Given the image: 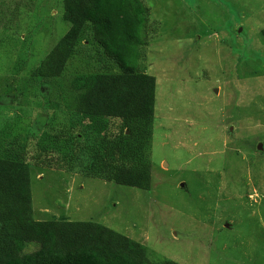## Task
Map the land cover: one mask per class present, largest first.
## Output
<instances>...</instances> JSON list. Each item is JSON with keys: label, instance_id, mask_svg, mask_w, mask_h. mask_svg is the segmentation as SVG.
Instances as JSON below:
<instances>
[{"label": "rangeland", "instance_id": "374dc122", "mask_svg": "<svg viewBox=\"0 0 264 264\" xmlns=\"http://www.w3.org/2000/svg\"><path fill=\"white\" fill-rule=\"evenodd\" d=\"M138 1L134 71L156 84L150 190L60 161L74 81L125 71L87 26L60 78H31L70 28L63 0H0V158L30 164L35 220L98 223L178 264H264V0Z\"/></svg>", "mask_w": 264, "mask_h": 264}, {"label": "trees", "instance_id": "16d2710c", "mask_svg": "<svg viewBox=\"0 0 264 264\" xmlns=\"http://www.w3.org/2000/svg\"><path fill=\"white\" fill-rule=\"evenodd\" d=\"M146 14L138 0H63L62 19L70 28L31 78H60L87 26L125 70L82 76L74 81L71 103L63 99L69 130L58 138L66 140V153L59 156L66 173L78 168L88 179L150 190L156 84L134 71ZM80 127L89 133L80 134ZM20 154L10 150L0 158V264H178L155 258L146 246L98 223L35 220L30 164ZM30 244L37 250L26 254Z\"/></svg>", "mask_w": 264, "mask_h": 264}, {"label": "bare ground", "instance_id": "6f19581e", "mask_svg": "<svg viewBox=\"0 0 264 264\" xmlns=\"http://www.w3.org/2000/svg\"><path fill=\"white\" fill-rule=\"evenodd\" d=\"M71 204V203H70ZM78 204V203H77ZM61 207V206H60ZM61 208H63V207H61Z\"/></svg>", "mask_w": 264, "mask_h": 264}]
</instances>
